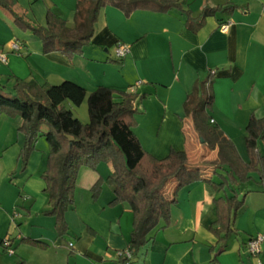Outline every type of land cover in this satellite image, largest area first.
Masks as SVG:
<instances>
[{"label":"crops","instance_id":"obj_1","mask_svg":"<svg viewBox=\"0 0 264 264\" xmlns=\"http://www.w3.org/2000/svg\"><path fill=\"white\" fill-rule=\"evenodd\" d=\"M176 1L190 11L193 20L205 6L229 3L234 9L207 18L200 29L192 31L187 16L175 10L162 14L136 10L125 16L117 8L105 7L90 45L71 59L58 52L41 54L39 44L25 40L26 32L0 9V52L7 57V63L0 65V86L9 90L11 85L4 80L15 76L39 84L69 81L84 88L87 95L97 87L134 93L132 131L144 151L158 160L170 151L185 152L190 169L209 167V180L218 184L226 169L214 173L209 163L216 152L201 145L183 105L193 86L212 74L211 120L233 142L241 159L248 161L246 125L251 117H264V0ZM76 4L77 0H17L14 12L41 26L51 12L72 26ZM222 25L228 26L226 32L220 30ZM13 42L20 44L19 52L9 49ZM117 44L129 46L122 60L114 57ZM65 106L82 123L88 122L86 102L78 111ZM21 124L19 116L0 109V241L6 237L12 241L14 263L117 264L118 253L128 247L132 213L126 205H108L113 194L106 183L96 200L91 195L96 181L111 175L110 164L101 163L95 170L79 168L74 204L65 214L68 232L64 239L57 238L54 219L43 214L49 208L42 179L48 147L39 137L25 171L19 172ZM258 150L264 156V142ZM250 176L246 183L218 191L208 182L181 189L171 206L169 223L160 221L149 233L132 264H264V244L257 257L245 250L248 240L264 233V192L257 175ZM177 184L173 179L165 187L168 200ZM233 192L243 198V206L221 251L210 231L216 221L214 202ZM22 238L43 242L47 248H33L21 243ZM0 264L7 263L0 258Z\"/></svg>","mask_w":264,"mask_h":264},{"label":"trees","instance_id":"obj_2","mask_svg":"<svg viewBox=\"0 0 264 264\" xmlns=\"http://www.w3.org/2000/svg\"><path fill=\"white\" fill-rule=\"evenodd\" d=\"M16 5L17 0H0V9L10 14L18 29L31 31L38 37L43 54L58 52L69 59L81 55L83 49L90 45L99 13L105 7L117 8L125 16L136 10L161 14L175 10L187 16V27L192 31L200 29L207 18L234 9L229 3L216 8L205 6L198 19L193 20L190 11L184 10L176 0H77L72 26L51 12H47L45 24L41 26L31 24L24 14H16ZM212 81L213 75L209 74L205 81L193 86L183 111L201 145L216 152L215 160L209 163L215 168L212 169L214 173L226 169L218 184L209 180V167L190 169L185 152L170 151L165 158L158 160L144 151L132 131L137 99L134 93L97 87L87 95L84 88L69 81L50 85L18 78L13 79L9 90L0 86V109L9 110L22 120L18 129L23 137L19 172L25 171L37 139L42 137L47 144L48 155L42 179L49 208L43 214L54 219L57 238L64 239L67 235L65 214L74 204L75 182L82 166L95 170L101 163L110 164L111 175L105 181L97 180L91 188V195L96 200L102 184L106 183L113 194L108 205H126L130 209L132 231L127 249L133 259L147 244L149 233L159 222L169 223L171 206L181 189L197 182H208L218 191L246 183L251 174H256L264 192V156L258 150V144L264 142V117H251L246 125L244 141L248 161L244 162L233 142L213 124L209 115L214 100ZM84 102L87 123H82L65 106L77 108ZM173 179L178 184L172 200H168L163 191ZM243 201L233 192L231 196L214 202L216 221L210 231L221 245V251L233 234V219L242 208ZM21 243L40 250L47 248V244L29 238H22Z\"/></svg>","mask_w":264,"mask_h":264},{"label":"built area","instance_id":"obj_3","mask_svg":"<svg viewBox=\"0 0 264 264\" xmlns=\"http://www.w3.org/2000/svg\"><path fill=\"white\" fill-rule=\"evenodd\" d=\"M228 29L227 25H222L220 30L226 32ZM9 49L13 52H19L21 50L20 44L13 42ZM129 54V46L125 44H117L114 49V57L117 60L124 59ZM7 63L6 54L0 52V65ZM264 244V233L257 234L246 243V253L251 257H257L260 253V247ZM12 241L6 237L0 241V249L2 248L6 255L14 256V249L12 247ZM68 247L71 248L72 245L68 244ZM133 258L129 253L128 249L118 253V263L117 264H132Z\"/></svg>","mask_w":264,"mask_h":264},{"label":"rangeland","instance_id":"obj_4","mask_svg":"<svg viewBox=\"0 0 264 264\" xmlns=\"http://www.w3.org/2000/svg\"><path fill=\"white\" fill-rule=\"evenodd\" d=\"M23 36H26V37H24V39L25 40H28V41H32V42H34V44H39V50H40V53L41 54H43L42 53V45H41V43H38V42H40V40L38 39V37L35 35V34H33L31 31H28V32H26ZM36 41V42H35ZM14 78H17V77H12V76H10V77H7L5 80H4V83L5 84H8V83H10V85L12 86L13 85V79ZM19 79V78H18ZM22 80V79H21ZM87 107V106H86ZM79 108L80 107H77V108H74L75 109V111H78L79 110ZM80 113V112H79ZM86 113V112H85ZM43 142H44V139L42 140ZM103 181H105V180H103ZM13 247V246H12ZM15 247H13V249H14ZM0 258H1V262L2 263H7V264H13L14 263V261H16L17 260V257L16 256H8V255H6L5 254V252H4V250L1 248L0 249Z\"/></svg>","mask_w":264,"mask_h":264}]
</instances>
